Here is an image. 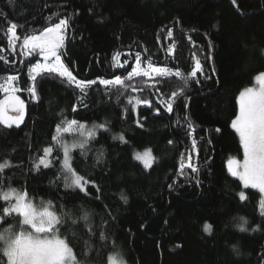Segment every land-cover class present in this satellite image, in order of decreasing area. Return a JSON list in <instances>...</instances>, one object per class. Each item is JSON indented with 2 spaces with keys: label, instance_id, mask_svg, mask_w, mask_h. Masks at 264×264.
<instances>
[{
  "label": "trees",
  "instance_id": "trees-1",
  "mask_svg": "<svg viewBox=\"0 0 264 264\" xmlns=\"http://www.w3.org/2000/svg\"><path fill=\"white\" fill-rule=\"evenodd\" d=\"M62 18L69 21L63 59L82 80L124 78L140 53L142 60L179 67L185 74L199 60L200 83L189 80L171 113L160 101L182 87L176 77L135 78L127 83L143 91L129 90L118 100L115 88L97 83L81 92L60 76L45 73L34 82V99L28 93V68L38 58L20 55L22 38ZM12 23L21 37L15 54L7 43ZM0 48L10 64L16 62L14 68L0 62V77L20 76L18 96L26 104L21 126L0 124V162H10L2 173L4 187L26 191L36 203L51 201L58 213L70 210L80 218L87 212L90 224L78 219L67 233L82 264H108L117 251L124 264H264L261 194L244 189L226 166L230 157L243 158L231 128L239 93L264 72V0H0ZM117 52L122 62L128 61L124 68L115 67ZM129 95L152 106L135 112ZM4 97L0 92V100ZM62 117L108 126L89 142L85 155L80 149L73 152V169L90 181L87 196L57 181L62 152L54 150L48 168L34 167L43 148L53 144ZM116 134H123L125 142L113 139ZM148 149L154 157L150 170L133 157ZM189 155L198 173L186 167ZM242 190L247 197L243 201L238 195ZM4 206L0 201V208ZM241 217L246 231L238 227ZM12 222L5 219L2 226Z\"/></svg>",
  "mask_w": 264,
  "mask_h": 264
},
{
  "label": "snow or ice",
  "instance_id": "snow-or-ice-1",
  "mask_svg": "<svg viewBox=\"0 0 264 264\" xmlns=\"http://www.w3.org/2000/svg\"><path fill=\"white\" fill-rule=\"evenodd\" d=\"M235 4L236 0H232ZM49 19H51L49 17ZM178 23V22H177ZM69 26L67 18L59 19L58 23L47 26L39 31L38 34H25L20 44V55L28 57L38 54L43 58V62L31 64L28 68L30 79L35 82L37 76L43 72L57 73L61 77H67L70 84H75L77 88L83 92L92 85L99 83L107 90L113 88L120 96H124L129 92L143 91L142 87L132 85L127 82L133 81L135 78H179L183 84L178 91L172 92L166 101H160L166 107V111H173V103L176 98L183 95L185 88L188 86L189 80L197 79V74H203V68L199 60L195 61V66L185 74L179 67L173 69L167 66H159L149 58L142 60L140 53L135 55L134 66L131 71L127 72L126 77L119 75L113 79H99L92 81L77 80L62 60V49L66 39V30ZM23 28V25L19 26ZM17 24L12 23L7 28L8 49L12 54L16 53L17 42L21 37L17 33ZM172 36V30L168 29V37ZM211 47V43L209 45ZM174 47V46H173ZM5 49L0 48V53ZM169 54L173 52V48L168 49ZM120 52L113 55L115 67L124 68L128 64L125 60L120 62ZM0 62L9 65L7 57L0 55ZM15 61H11L10 67H15ZM20 63H24L21 60ZM146 65V66H142ZM5 71H9L6 67ZM210 78V77H209ZM19 79L18 75L9 74L6 77H0V92L5 93L4 99L0 100V124L11 127L13 124L19 126L24 120L25 103L16 93L20 91L14 86V82ZM255 81L259 87H246L240 91L238 96V114L231 121V128L239 137V142L243 150L242 162L234 157H230L227 162V171L233 177H238L245 189H257L261 194L260 214L264 216V72L259 73L255 77ZM146 85L147 82L143 81ZM158 90V89H157ZM33 98H37L35 84L28 89ZM129 105H139L141 103L152 106L151 101L141 100L139 97L127 96ZM187 107V105H185ZM76 109L74 108L73 111ZM157 113L159 108L156 109ZM14 114H9V113ZM187 119V117H185ZM192 135L194 128L191 122L188 123ZM99 129L106 130V124H94L91 128L79 123L76 120H66L62 117L61 123L56 126V134L52 136L53 144L43 148V156L38 158L34 163V167L38 170L40 165L48 168L52 161L48 159L52 156L54 150L62 152L60 176L57 181H63L65 188L79 189L85 195H89L86 186L90 183L83 175L78 174L72 167L71 153L73 149H80L81 155H85L89 150L86 146L90 140L94 139ZM72 131L79 133V138L69 143L65 140L64 134ZM220 131L219 128L216 129ZM113 139H119L124 142V136H114ZM171 143V141H169ZM197 141L192 140V148L196 149ZM103 156L101 151L98 159ZM135 159L144 163L145 167H151L152 160L151 150L143 153H136ZM189 163L186 165L192 173H198L199 169L191 163L192 156L188 157ZM10 167V162L5 160L0 162V201L5 206L0 208V225L5 219L11 218L13 221L8 226H0V264H82L77 258L71 246V241L67 233L72 232V227L78 223V219L89 222V214L87 212L80 218H75L70 210H61L59 213L55 210L51 201L41 200L36 203L31 199L26 191L22 192L11 186L5 188L2 179V173ZM185 165L181 164V170ZM197 183H199L197 181ZM171 187V185H170ZM239 198L243 201L247 197L242 190L238 193ZM121 198L127 203V197L121 195ZM19 217V219H17ZM241 223L238 225L241 231H246L245 225L247 221L243 217L240 218ZM90 224V222H89ZM61 229H64L62 232ZM205 232L211 230V226H204ZM255 231V229H254ZM73 235L75 233L73 232ZM100 238L106 240L107 237L101 233ZM120 257L117 251L109 257L110 264H118L117 258ZM119 264H123L122 258Z\"/></svg>",
  "mask_w": 264,
  "mask_h": 264
},
{
  "label": "rangeland",
  "instance_id": "rangeland-1",
  "mask_svg": "<svg viewBox=\"0 0 264 264\" xmlns=\"http://www.w3.org/2000/svg\"><path fill=\"white\" fill-rule=\"evenodd\" d=\"M67 33H68V28H67V30H66V39H67ZM66 39H65V42H66ZM64 45H65V43H64ZM62 51V50H61ZM34 57H36V58H38V60H36L35 62H33L32 64H34V63H36V62H43V58L41 57V56H39L38 54H33L32 56H28L27 58H31V59H33ZM120 59V58H119ZM62 60H63V62H64V59H63V55H62ZM120 62L121 63H123L122 61H121V59H120ZM135 63V62H134ZM64 64H65V62H64ZM66 65V64H65ZM31 66V64L29 65V67ZM142 66H146V65H143L142 64ZM160 66V65H159ZM117 68V67H116ZM69 69V68H68ZM117 69H121V68H117ZM70 70V69H69ZM71 71V70H70ZM72 72V71H71ZM45 73H48V72H43V73H41L40 75H42V74H45ZM28 74H29V72H28ZM54 74H56V75H58L57 73H54ZM72 74L76 77V79L77 80H82V79H80V78H78L73 72H72ZM19 76V75H18ZM59 76V75H58ZM30 77V76H29ZM38 77V76H37ZM61 77V76H60ZM61 78H63V79H65V80H67L68 81V79H67V77H61ZM31 80V79H30ZM83 81H86V80H83ZM33 81L31 80V84H30V86L28 87V89L29 88H31L32 86H33ZM72 85H74L75 86V84L73 83ZM14 86L15 87H18L19 89H20V91H21V88H20V76H19V79H18V81L17 82H14ZM251 87H259L258 85H257V83H256V81H255V83H254V85L253 86H251ZM19 91V92H20ZM19 92H17L16 94L18 95L19 94ZM28 93L30 94V96L32 97V95H31V93L28 91ZM5 94V93H4ZM6 95V94H5ZM4 99V98H3ZM34 99H36V98H34ZM23 100V99H22ZM24 101V100H23ZM25 103V102H24ZM143 106H146V104H143V103H141V104H139V105H135V107H133V105H132V108H133V110L135 111V112H137L138 111V109L140 108V107H143ZM9 114H14V113H9ZM25 114H26V104H25ZM25 114H24V119H25ZM23 122H24V120H23ZM23 122L19 125V126H21L22 124H23ZM82 124H84V125H86L87 126V128H91L94 124H99V123H82ZM102 124H105V123H102ZM19 127V126H17V125H15V124H13L11 127ZM108 130V126L106 125V130L105 129H99V130H97V132H96V136L99 134V133H101V132H103V131H107ZM235 131V130H234ZM119 135H123V134H116V135H114V136H119ZM95 136V137H96ZM124 136V135H123ZM64 138H65V140L66 141H68L69 143H71V142H73L75 139H78L79 138V133L78 132H76V131H72V132H69V133H65L64 134ZM116 140H119V139H116ZM91 141V140H90ZM120 141V140H119ZM124 142H125V137H124ZM75 150H77V149H73L72 150V153H71V163H72V160H73V152L75 151ZM148 150H150V149H148ZM146 150H144V151H141V152H135L134 153V155H133V157H134V160L136 161V162H138V163H140L146 170H150L151 169V167L153 166V164H154V159L152 160V163H151V167H145L144 166V163L142 162V161H140V160H137V159H135V154L136 153H143V152H145ZM53 153H54V151H53ZM53 153H52V156H53ZM63 154V153H62ZM52 156H50L48 159H50L51 161H52ZM151 156L153 157V153H152V151H151ZM154 158V157H153ZM236 159H238V160H240L241 162H242V160H243V158L242 159H239V158H236ZM41 166H43V165H41ZM73 167V166H72ZM231 175V174H230ZM233 177V176H232ZM233 178H235V179H237V180H239L238 179V177H233ZM241 184H242V182H241ZM243 185V184H242ZM244 188V187H243ZM245 189V188H244ZM247 189H252V188H247ZM252 190H255V191H257L258 193H259V191L257 190V189H252ZM260 194V193H259ZM0 226H2V225H0ZM119 260H120V258L118 257L117 258V261H118V264H119ZM123 262V261H122ZM108 264H110V261H109V263ZM123 264H124V262H123Z\"/></svg>",
  "mask_w": 264,
  "mask_h": 264
}]
</instances>
